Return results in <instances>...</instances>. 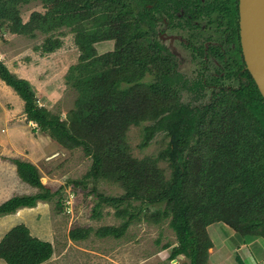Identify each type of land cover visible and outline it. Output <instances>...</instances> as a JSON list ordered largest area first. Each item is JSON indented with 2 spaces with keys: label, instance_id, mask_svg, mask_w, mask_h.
<instances>
[{
  "label": "trees",
  "instance_id": "16d2710c",
  "mask_svg": "<svg viewBox=\"0 0 264 264\" xmlns=\"http://www.w3.org/2000/svg\"><path fill=\"white\" fill-rule=\"evenodd\" d=\"M31 1L35 0H0V31L35 37L40 30L48 35L38 46L43 53L62 47L63 40L54 34L57 29L68 27L75 33L79 62L64 78L79 93L74 108L66 118L53 113L33 84L1 59L0 79L24 100L27 120L37 124L35 132L39 128L66 148L82 147L93 158L83 181L75 184L106 178L125 189L119 197L92 190L97 206L114 205L123 218L121 225L100 227L96 235L121 238L140 215L126 205L135 200L164 205L152 213L157 217L148 220L170 218L178 240L170 257L184 255L182 264H211V224L227 223L245 237L264 236V217L258 214V209L264 213V99L259 90L261 102L254 105L252 93L251 103L244 107L224 95L221 102L214 98L208 104L181 103L175 87L180 83L170 63L151 52L146 0H40L46 11H33L24 21L20 5ZM106 42L112 43L111 48L101 53L99 44ZM148 74L153 81H144ZM148 122L140 147L148 146L158 132H165L169 142L158 155L138 159L127 131L131 125ZM161 160L170 163L169 177L158 165ZM14 163L20 178L38 191L2 202L0 217L60 193L41 182L34 163L20 158ZM254 211L257 218H249ZM92 231L75 228L70 237L84 239ZM53 255V244L34 236L24 223L0 240V259L6 264H43Z\"/></svg>",
  "mask_w": 264,
  "mask_h": 264
},
{
  "label": "rangeland",
  "instance_id": "374dc122",
  "mask_svg": "<svg viewBox=\"0 0 264 264\" xmlns=\"http://www.w3.org/2000/svg\"><path fill=\"white\" fill-rule=\"evenodd\" d=\"M33 11L45 12V4L40 0H35L20 5V13L24 21H28ZM3 30L5 31V29ZM35 33L37 36L29 37L0 31V35H3L4 39L5 35L11 34L9 37L12 39L10 42L17 55V68L24 78L33 84L36 92L41 96V101L45 102L53 113L61 114L63 118H66L67 113L74 108L75 100L79 94L64 80L70 66L79 62L80 49L76 44L75 33L68 27L57 29L54 34L63 40V45L53 53H43L38 50V46L44 42L48 35L40 30H36ZM5 43L8 41L5 40ZM111 45V42L101 43L99 51L104 53L111 48ZM153 80L152 74H148L144 78L146 82ZM175 87L179 88V99L183 104L201 105L207 101L206 99H209V92L204 93V98L201 99L180 85H175ZM10 89L13 88L10 87ZM16 95L22 100L17 93ZM22 111H24L23 108ZM28 124L30 125V123ZM148 124L151 122L138 126L131 125L127 131V140L131 146L132 154L138 159L158 155L169 142V137L165 132H158L148 146L140 147L143 142V129ZM31 125L37 127L35 122ZM31 133L35 134L36 132L33 130ZM45 134L38 128V139L42 142L43 149L45 148L48 152L39 163V166L42 167L41 170L39 169L42 173H40L41 182L47 186L52 184L53 187L50 188L53 191L60 190V193L58 192L57 195L46 200L48 204L37 203L35 207H23L20 208L22 211L18 212L20 210L18 209L15 215L1 218L0 237L15 225L24 223L34 236L40 235L44 239H53L58 250L69 245L72 247L69 253H66L65 249L63 250L66 253L65 259L62 261L64 264L72 259L73 264H104V260L111 263L119 261L123 264L183 263V260L176 259L177 257H170L171 249L168 252L163 251L166 249L165 244L178 243L177 236L169 224L170 218L161 217L158 223L148 220V218L157 217L152 213L163 209V204H148L133 200L126 205L130 211L140 215L130 224L121 238L96 235L95 230L98 228L110 225L119 226L123 222V218L117 216L114 205L102 203L97 206L98 197L92 190L97 188L106 196L119 197L125 193V189L120 183L106 178H101L98 183L89 181L88 185L85 183L75 184L74 181H83V176L93 164V158L88 156L82 147L66 148ZM13 151L11 146L2 148L0 145V187L7 190L4 196L0 190V201L3 197L34 194L38 191L37 188L21 180L14 159L24 160V158L17 156ZM255 152L261 154L259 151ZM158 165L163 174L169 177L170 163L161 160ZM48 168L52 170V178L48 176L50 174L47 171ZM59 201L61 202L59 203ZM258 214L264 217V213L260 209H258ZM249 218H257V212L254 211ZM241 220L239 218V221ZM232 223L239 225L234 221ZM215 227L222 229L223 226L216 225ZM75 228H92L94 231L88 237L77 241L72 239L73 242L70 243V231ZM246 238L249 242L254 236ZM0 261V264H6L3 260L0 259Z\"/></svg>",
  "mask_w": 264,
  "mask_h": 264
},
{
  "label": "flooded vegetation",
  "instance_id": "af4514ba",
  "mask_svg": "<svg viewBox=\"0 0 264 264\" xmlns=\"http://www.w3.org/2000/svg\"><path fill=\"white\" fill-rule=\"evenodd\" d=\"M146 6L152 54L170 63L174 79L196 96L209 92L201 104L224 95L244 107L252 93L253 104L261 102L244 55L240 0H146Z\"/></svg>",
  "mask_w": 264,
  "mask_h": 264
},
{
  "label": "crops",
  "instance_id": "0c3cea01",
  "mask_svg": "<svg viewBox=\"0 0 264 264\" xmlns=\"http://www.w3.org/2000/svg\"><path fill=\"white\" fill-rule=\"evenodd\" d=\"M11 34L5 35V39L4 36H0V59L12 72L17 75L19 74L18 76L24 78V75H22L17 68V55L14 53L13 46L10 42L12 39L9 37ZM5 40L8 41V43H5ZM8 86L0 79V126L2 127L0 130V145L2 148L11 146L12 150H14V154L23 157L24 160L34 163L41 170L42 167L39 166V163L44 157H46L48 152H46L45 148L43 149L44 146L38 139V131L35 134L31 133V131L37 129L31 125V123H33L32 121L30 122L27 120L25 111H22V108L24 110L25 105L24 100L22 99V101L16 95L14 89H10L11 86ZM20 111H22L21 114H19ZM28 123H30V125ZM47 171L50 173L47 175L52 178V170L48 168ZM49 187L52 188L53 185L51 184ZM0 190L4 196L5 191L7 190L2 187H0ZM11 197L12 196L3 197L0 204ZM38 203L44 205L48 204L46 200H39ZM20 211H22V209L18 212ZM13 215H15V213L0 217V219L8 218ZM216 225L223 227L222 229H218L215 227ZM208 232L212 240V247L209 249L211 264H239L238 260H241L244 264H264V236L260 234L256 235L248 242L243 234H240L235 228L222 222L211 224L208 227ZM2 236L0 237V240ZM38 237L43 240H48L54 245L53 257L43 264H64L62 262L65 259L64 256L66 253L71 252L72 247L69 245L66 248L58 250L53 239H44L40 235H38ZM69 242L72 243L73 240L69 239ZM176 245L177 242L175 244H165L164 247L166 249L163 251L168 252ZM64 249L66 250V253H64ZM72 253L74 254L75 251ZM176 259H181L183 260L182 262H184L186 257L181 255ZM176 259H174V261H176ZM104 262V264H123V262L119 261L111 263L104 260ZM66 264H73V259L69 260V262L67 261Z\"/></svg>",
  "mask_w": 264,
  "mask_h": 264
},
{
  "label": "water",
  "instance_id": "95a60500",
  "mask_svg": "<svg viewBox=\"0 0 264 264\" xmlns=\"http://www.w3.org/2000/svg\"><path fill=\"white\" fill-rule=\"evenodd\" d=\"M240 27L248 69L264 98V0H240Z\"/></svg>",
  "mask_w": 264,
  "mask_h": 264
}]
</instances>
